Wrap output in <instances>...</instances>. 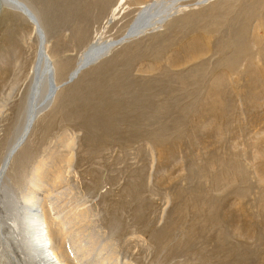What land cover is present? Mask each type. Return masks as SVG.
Segmentation results:
<instances>
[{
	"label": "rangeland",
	"instance_id": "rangeland-1",
	"mask_svg": "<svg viewBox=\"0 0 264 264\" xmlns=\"http://www.w3.org/2000/svg\"><path fill=\"white\" fill-rule=\"evenodd\" d=\"M24 1L59 90L11 161L6 204L25 199L46 159L43 191L85 211L67 251L90 243L91 257L114 251L124 264H264V0H162L170 11L147 33L73 80L87 48L119 40L161 0ZM2 6L0 166L25 122L38 49L34 24Z\"/></svg>",
	"mask_w": 264,
	"mask_h": 264
},
{
	"label": "bare ground",
	"instance_id": "bare-ground-1",
	"mask_svg": "<svg viewBox=\"0 0 264 264\" xmlns=\"http://www.w3.org/2000/svg\"><path fill=\"white\" fill-rule=\"evenodd\" d=\"M2 2L7 5L16 6L18 12L26 17L28 21L34 24V29L38 37V49L36 52V60L31 71L29 96L27 97V103L29 105L26 111L25 122L20 133L18 134V137L16 138V141L6 152V155L0 166V264L128 263V261L123 260L122 256L118 255L114 251L109 252L110 256L107 254H101L102 256L99 258L91 257L92 252L90 251H92V246L90 243L87 245L79 243L80 246H72L74 248L73 254L72 247L69 245V243L68 245L71 248H68V251L64 248L66 239L69 240V232L77 228H74L73 226L77 220H81L80 217L85 214V211L82 210L83 207L81 205L80 207L78 206L79 209H77L78 207L72 208V203L70 204L71 201H67V197L63 198V192H55L53 195H51L50 190L48 193L45 190L43 191V186L46 187V185L43 184L41 176L43 174L44 168L46 167V159H40L37 162L35 168H33L34 172L30 173L29 178H31V185L29 186L31 187L27 190L25 199L23 200L21 197L22 199L17 198L11 202L8 198V205L5 202V196L8 194V183L5 181V176L6 173H8L7 171L9 170L10 164L15 162V159H13L16 155L15 153L19 152L21 144L25 142L32 126L36 123L40 114L43 113L44 109L50 103L55 101L57 97L56 93L58 92L59 87L57 85L56 79L54 78L55 73L53 75L54 67L52 60L46 49V35L43 33L44 30L42 29L41 23L35 11L31 8V6L27 5L24 0H0V14L3 11L2 9L4 6H2ZM168 11H170L169 5L162 0L153 1L146 4L140 10L138 17L122 34L119 40L113 42H97L89 49L87 48L80 55L77 68L70 74V76L68 75L69 79L73 80L75 76H78L83 70L78 69V67L80 68L90 63L85 67V69H87L105 57L109 53L112 46H116L147 33L152 25L159 21ZM161 28H163V26L157 27L155 30H153V32L158 31ZM75 71H77L76 74ZM44 88L47 91L44 95L45 97L41 94L43 91L42 89ZM75 142V137H71L69 139L68 145H70L71 148L69 152L72 158L74 156L73 150L75 147ZM12 160H14L13 163H11ZM48 164L49 163H47V165ZM56 178L59 179L60 177L57 175ZM67 191L70 192L68 189ZM60 196L63 200H66L65 202L63 201L65 205L62 203ZM55 234L59 238L61 237L63 239V245H60L61 241L59 239L58 240L60 241V244L55 245L53 239ZM70 244L72 245V243ZM54 245L57 246V248H54ZM84 246L85 251L83 249ZM102 246L105 247V250L109 248L104 242ZM71 254L74 257L71 256ZM67 258H71L75 261L71 262L70 259L68 260Z\"/></svg>",
	"mask_w": 264,
	"mask_h": 264
},
{
	"label": "water",
	"instance_id": "water-1",
	"mask_svg": "<svg viewBox=\"0 0 264 264\" xmlns=\"http://www.w3.org/2000/svg\"><path fill=\"white\" fill-rule=\"evenodd\" d=\"M210 1H211V0H206V1H204L202 4H206V3L210 2ZM202 4H199V5H202ZM196 5H198V4H196ZM0 11H1V9H0ZM42 31H43V30H42ZM43 33H44V35H45V32H44V31H43ZM139 37H140V36H139ZM136 39H137V38H136ZM131 40H134V39H131ZM88 64H90V63H88ZM88 64H86V65L80 67L79 69H85V67H86ZM99 66H101V64H100Z\"/></svg>",
	"mask_w": 264,
	"mask_h": 264
}]
</instances>
